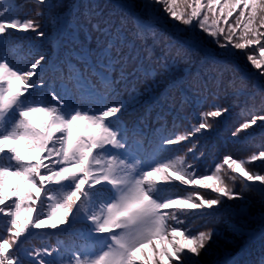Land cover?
Returning <instances> with one entry per match:
<instances>
[{
  "label": "snow or ice",
  "instance_id": "snow-or-ice-1",
  "mask_svg": "<svg viewBox=\"0 0 264 264\" xmlns=\"http://www.w3.org/2000/svg\"><path fill=\"white\" fill-rule=\"evenodd\" d=\"M32 6L50 7L48 0ZM84 7L82 19L58 16L55 23L88 31L89 41L94 33V42L73 41L62 57L21 65L10 59L6 37L9 30L43 37L42 12L21 19L14 0H0V264H201L220 233L192 228L195 219L216 217L219 207L232 211L233 200L246 213L249 193L264 205V82H257L264 81V0H144L140 12L135 0ZM161 19L187 34L183 44L160 35ZM201 34L258 70L250 74L257 78L252 90L248 76L237 83L216 69L189 84L191 99L175 89L155 112L125 122L141 95L137 85L147 92L178 61L190 62ZM44 64L52 83L38 71ZM229 92L246 97L250 116L232 135L261 129L259 151L247 158L200 145L231 111ZM194 105L198 114L188 111ZM256 161L260 171L250 167ZM257 221L264 238V212ZM38 235H56L57 246L26 247ZM246 264H264V253Z\"/></svg>",
  "mask_w": 264,
  "mask_h": 264
},
{
  "label": "rangeland",
  "instance_id": "rangeland-1",
  "mask_svg": "<svg viewBox=\"0 0 264 264\" xmlns=\"http://www.w3.org/2000/svg\"><path fill=\"white\" fill-rule=\"evenodd\" d=\"M17 1L20 2L19 7L24 12L27 11L26 16L28 18H32L35 11L39 10L42 12V16L40 17V20H39L40 25H41L40 30H42L45 33V35L43 37H39L36 35V33L31 32L30 39L28 41H33L35 37H36L35 39H37V40H39L41 38L46 39L49 37H51V39H56V37H57L56 33H57V27H58L57 24L55 23L56 17L61 16V17L66 18L67 20H69L70 16L68 14L71 13L72 10H75L79 7V0H48V4L50 5V7L49 6H43L40 9L33 8L32 0H17ZM113 2H115V0H99L98 4L107 5V4H110ZM135 3L138 5L137 10H140L142 5L144 4V0H135ZM159 22L162 25H165V27H166V28L156 27L157 31L160 30V32L161 31L163 32L162 37L164 39L170 40L171 42H173L178 47L184 43L185 36L187 35L186 33L178 31L173 26V24L171 22H166L164 19H161ZM180 27L183 28L182 25ZM9 31L11 33L19 32V31H13V30H9ZM20 32H24V31H20ZM91 35L93 37V40L90 42H94V33ZM39 43H40V41H39ZM202 43H205L206 45H209L210 47L214 48L215 50L223 53V49L219 48L215 43H213L212 38L208 37L206 34H203L201 36L197 47H200L202 45ZM28 46H29V44L24 46V48H22V51L25 52V50L27 49ZM187 47L188 46L185 45V48H187ZM43 48H45V47H43ZM49 51L50 52L44 53L45 50H42L40 55H45L49 59L51 57V54H52L51 50H49ZM159 52H160V49L157 48V54H159ZM198 53L199 52L195 51V54H193V59H191V61L189 62V64H190L189 66L187 65L188 63H185V62H183L181 64L179 72L176 74V77L178 78V80H177L178 82H180V80L182 79L183 75L185 74L184 70L187 67H190V68L194 67V69L196 70L197 65L199 63H202L203 60L206 59V58H204V59L198 58L196 56V54H198ZM223 56H224L223 59H225L226 61L229 60L228 63L234 64L235 68L239 67V69H241V67L243 66L246 68L245 72L248 74V76L253 77L255 80L257 79L254 75H250V74L257 73L258 70L253 68L251 66V64L246 61V58H244L242 55H237L235 57H229V56H226L223 54ZM217 57H219V61L223 62L222 58H220L219 55H217ZM196 58H198V59L195 60ZM46 65L47 64H44L42 69ZM42 69H39L38 71H41ZM192 71H193L192 69H190L188 71L189 77H191L190 75H192ZM206 73L207 72L204 70L202 76L204 77ZM156 79L158 80L157 81L158 83L155 86L152 93L140 92L142 95L145 96L144 100L147 99V101L144 104V106L142 104L143 101L138 103V104L142 105V108L139 111L145 110L149 107V103L147 104V102H149L148 99H150L152 95H153L152 97L154 99L160 97L159 93H162V91L167 87L166 86L167 84H169V83L171 84V81L169 82V79H168L167 75L165 76V74L158 75L156 77ZM257 82H263V81H257ZM142 87H143V85L140 84L141 90H142ZM251 90L252 89L249 87V91H251ZM243 97L244 96H241L240 99ZM191 98L192 97H190V99ZM229 99L232 101V108H231V111L229 113H231L233 115L235 113L233 111L235 110V108L239 104L240 100H239V98H236V97H234V98L229 97ZM235 100H237L238 104L235 103ZM152 104H153V108H152V110H153L159 106L160 101H153ZM188 111H191V112L193 111L192 106H190L188 108ZM127 115H128V121L132 116H135L134 112H131V111H129L127 113ZM236 116H237L236 122L232 125L229 122L228 123L226 122L227 124L224 125L222 118H219L218 123L215 124L214 129H213V130L218 129V130H216L217 134L210 132V133L206 134V137L202 138L200 141V145L202 146L203 151H206V153H210V152L215 151L217 146H219L223 143V141H221V139L218 138V136H220L221 134L227 136V138L224 140V145L221 148L220 153H223V154L230 153L236 158H247L252 153L259 151V145L262 142V133H261V129L258 126H253V128H249L247 130H244V131L238 133L237 136L232 135V132L235 130V128L240 123H242L243 121H245L247 119H250V116H247V115L238 114ZM238 116H240V117H238ZM153 122H154V120L150 121V123H153ZM168 126L171 127V124L169 123ZM256 137H259V139L257 140ZM213 140H214V144L212 142ZM210 142H211V145H210ZM211 146H212V148H209ZM258 165H260V161L254 162V164L250 165V167H252L254 171H259L257 168ZM237 185H238L237 187L239 188L240 187L239 182H237ZM248 195H249V199H250V204L248 205V210L246 213H240L238 210H235V205L242 203V201H237V200L228 201L227 202L228 205L233 206L232 211H229L227 209V207H219L216 217L206 218L205 220L195 219L193 224L191 225V227L196 226V228H201V227L206 225L207 227H214L217 231L222 230V232L223 231L226 232V230L233 229V228H240L242 230L243 223H239V222L236 223L238 217H244V215L251 214V213H253V216L257 217L262 212H264V209L261 211V208H260V206L263 207L262 204L260 205L259 202H257L255 200L256 193H249ZM229 215H230V217H229ZM225 216H227L226 217L227 220H225L226 219ZM246 232L249 234L250 233L256 234L258 231H257V229H249V230H246ZM226 234L222 237H219V239H217L216 242L212 245L211 249H214L217 246H219L220 243H223L224 242L223 239L225 238V236H227ZM220 236H221V233H220ZM258 236H259V238H258V240H259L261 238V236L259 234H258ZM238 250L239 249H236L234 252H236ZM208 255H210V254L203 255V256H205L204 259H206ZM211 263H213L212 259L209 260V262H207V264H211Z\"/></svg>",
  "mask_w": 264,
  "mask_h": 264
},
{
  "label": "trees",
  "instance_id": "trees-1",
  "mask_svg": "<svg viewBox=\"0 0 264 264\" xmlns=\"http://www.w3.org/2000/svg\"><path fill=\"white\" fill-rule=\"evenodd\" d=\"M96 1L99 2V0H96ZM80 2H81V0H80ZM86 3H89V1L86 0L85 3H83V1H82L81 5L85 6ZM141 8H140V10H141ZM140 10H137V12H139ZM84 11H85V7H83L78 12L77 16L80 17V15L84 13ZM19 12H20V9L16 8L14 15H16V16L19 15ZM22 18L24 19V17H22ZM159 21L155 22V25H156L155 27L166 28L165 25H162ZM165 21L168 22L167 20H165ZM158 32L160 33L161 36H163L162 31L160 32V30H159ZM202 35L203 34H201V36ZM88 36H89L88 31H84L82 33V40H83V43L85 45H87V43H90V41L87 39ZM20 37H22V36H16L15 34H12L10 36H7L6 39L8 40L9 49L14 53L13 55L10 56V59H12L14 63L19 62L21 65H23V64L27 63V61H29V59H31V58L34 59L36 57V54L38 53V50H31V52L27 56H25V57L22 56V53L20 52V50L25 45V43H24L25 41L21 40ZM23 37L27 38L29 36H23ZM75 43H77L78 45L80 44L79 41L75 42ZM201 46L197 47L195 50L196 52H199L198 54H196V56L198 58H200V59L206 58L203 60L202 63H199L201 66L200 67L201 70H198V72H196V73H195L196 70L194 69V67L193 68L187 67L184 70L185 72H188L190 69L193 70L192 75L190 77V80H193L198 84H202L203 82L207 81L210 77L215 75L216 69L224 71L225 79H230L233 77V75H235V77L237 78V83H239V78L242 75L248 76V74L245 72V70H246L245 67L242 66L241 69H239V67L235 68L234 64L228 63L229 60L226 61L225 59H223L224 56H223L222 52L215 50L214 48L210 47L209 45H206L205 43H202ZM43 47H45V48H42L45 51H46V49L50 48L45 41H43ZM66 47L67 46H63V49L65 52L70 50V49H66ZM217 55H219L220 58H222L223 62L219 61V57H217ZM198 58H196L195 60H197ZM192 59H193V55H192ZM23 60H25V62L22 63ZM170 62L171 61H169V63ZM182 63H183V61H178L176 64V67L173 71H179ZM187 63H188L187 65L189 66L190 65L189 62H187ZM204 70L208 71V73H206L205 76L203 77L202 75H203ZM173 71L166 73L168 78H174L175 77V76H173V74H174ZM197 76L200 77L199 81L194 80V78ZM248 77H249V81H250L249 87L251 88V81H254L255 79L253 77H250V76H248ZM228 96L234 98L233 96H231L230 92L228 93ZM240 97H239V100H240L239 104L237 103V100H235V103L238 104L237 107L235 108V110L233 111L235 113L233 115L232 114L231 115L226 114L225 116H223V117H227L226 121H227V123L229 122L231 125L236 122V117H237L236 115L242 114V115L249 116L246 112L243 111L245 108L246 97H243L241 99H240ZM249 106H250V104H249ZM258 107L259 106L257 105V108ZM238 117H240V116H238ZM123 120L125 121V119H123ZM211 132H214L215 134H217L216 130H212ZM218 138H220L221 140H224L225 135L221 134L220 136H218ZM256 139L258 140L259 137H256ZM171 147H173V146H171ZM174 147H176V146H174ZM257 168L259 171L261 170L259 165ZM255 200L257 202H259V204L261 205L260 198H259L258 194H256ZM262 206L263 207L260 206L261 211L264 209V205H262ZM226 217L227 216H225V218ZM229 217H230V215H229ZM258 217L259 216H257V217L253 216V213L244 215V217H238L236 223L237 222L243 223L242 230L240 228L228 229V230H226V232L225 231L222 232V230H219L218 232L221 233L220 237L224 236L227 233L226 234L227 236H225V238L223 239L224 242L220 243L219 246H217L216 248L210 249L209 253H208L210 255H208L206 259H204L205 256H203V255L201 257H199L201 264H207V262H209V260H211V259L212 260L215 259L216 261L222 262L220 260V257L223 253L232 254L238 247H242L246 243H250L251 247H250V249L245 250V252H244L245 256L242 258V261L239 262V264H246V262H250V261L258 262L262 253H264V238H260L259 240L253 241L251 235H249V233L246 232V230H249V229H257V224H258L257 218ZM225 220H227V218ZM192 228H196V226H193Z\"/></svg>",
  "mask_w": 264,
  "mask_h": 264
}]
</instances>
